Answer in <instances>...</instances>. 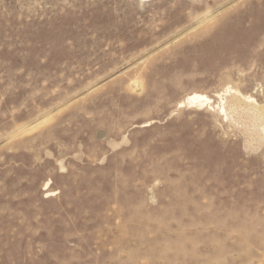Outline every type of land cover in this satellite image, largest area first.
<instances>
[{
	"label": "rangeland",
	"instance_id": "rangeland-1",
	"mask_svg": "<svg viewBox=\"0 0 264 264\" xmlns=\"http://www.w3.org/2000/svg\"><path fill=\"white\" fill-rule=\"evenodd\" d=\"M263 112L264 0H0V264H264Z\"/></svg>",
	"mask_w": 264,
	"mask_h": 264
},
{
	"label": "bare ground",
	"instance_id": "bare-ground-1",
	"mask_svg": "<svg viewBox=\"0 0 264 264\" xmlns=\"http://www.w3.org/2000/svg\"><path fill=\"white\" fill-rule=\"evenodd\" d=\"M230 92H233L234 96H236V97H241L240 99L243 98L244 100H246V102H253L254 101V99L251 96H244V95L240 94L238 90H233L229 86L226 88V90H225L224 93H219V97L223 100L224 99V98H222L223 97V94L226 95V94H229ZM211 101L212 100L206 94H204V93H201V92L200 93L199 92H192V93L188 94L185 97V99L179 103V107H181V106H183L185 104H188V105H198L200 107V106H203L205 104H210ZM255 110H257L260 115H263L260 108L255 109ZM221 111L222 112H225L226 111L224 106L221 107ZM50 184H51V181L45 182L44 183V189L45 190H48L49 187H50ZM48 192H50V191H48Z\"/></svg>",
	"mask_w": 264,
	"mask_h": 264
}]
</instances>
